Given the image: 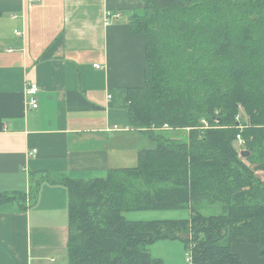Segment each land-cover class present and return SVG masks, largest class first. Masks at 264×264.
<instances>
[{
  "label": "trees",
  "instance_id": "obj_1",
  "mask_svg": "<svg viewBox=\"0 0 264 264\" xmlns=\"http://www.w3.org/2000/svg\"><path fill=\"white\" fill-rule=\"evenodd\" d=\"M137 1L129 24L145 40L144 85L127 90V112L155 147L103 178L46 175L27 196L46 180L66 187V264H164L151 252L162 240L181 241L194 264H245L233 243L264 257V0ZM27 196L2 193L0 205L24 211ZM176 210L189 217L125 216Z\"/></svg>",
  "mask_w": 264,
  "mask_h": 264
},
{
  "label": "crops",
  "instance_id": "obj_2",
  "mask_svg": "<svg viewBox=\"0 0 264 264\" xmlns=\"http://www.w3.org/2000/svg\"><path fill=\"white\" fill-rule=\"evenodd\" d=\"M143 7L0 0V194L27 196L46 175L88 180L137 165L145 141L130 126L126 92L144 85L145 40L129 24ZM107 12L121 17L107 23ZM27 83L39 88L36 110L27 105ZM25 204L24 211L0 205V264H66V187L42 181ZM182 250L179 240L151 248L164 264H185ZM231 252L264 264L256 245L233 243Z\"/></svg>",
  "mask_w": 264,
  "mask_h": 264
},
{
  "label": "rangeland",
  "instance_id": "obj_3",
  "mask_svg": "<svg viewBox=\"0 0 264 264\" xmlns=\"http://www.w3.org/2000/svg\"><path fill=\"white\" fill-rule=\"evenodd\" d=\"M240 114L238 116V120L245 118V114L243 109L241 108L239 110ZM186 133H183L185 136ZM143 137V142L145 146H143V149H153L155 147L154 143L148 139L146 136ZM143 144V145H144ZM126 217L130 221H153V220H179V219H187L189 217V212L187 210H176V211H138V212H128L125 213ZM188 251V250H187ZM187 251L182 250V259L185 262L186 259H184V254ZM170 260V259H169ZM164 263V262H163ZM185 264H188L186 261ZM194 264V263H192Z\"/></svg>",
  "mask_w": 264,
  "mask_h": 264
},
{
  "label": "built area",
  "instance_id": "obj_4",
  "mask_svg": "<svg viewBox=\"0 0 264 264\" xmlns=\"http://www.w3.org/2000/svg\"><path fill=\"white\" fill-rule=\"evenodd\" d=\"M30 1L32 2L33 0H30ZM120 17H121V15L118 14V13L107 12V14H106V22L110 23L111 21L117 20ZM15 34L17 36H20V34L18 32H16V31H15ZM94 68L95 69H100V66L99 65H95ZM38 91H39V88H38V86L36 84L27 83L26 89H25V95H26V98H27V105L33 110H36L38 108V100H37ZM237 120H238V118H237ZM202 123H203V125L205 127H207V124L205 122H202ZM236 128L239 129L240 131H242V129H243V127L240 126V125H238ZM163 130H170V128L167 125H165L163 127ZM234 147H235V149L237 150V152H238V154L240 156L241 151L244 150V142L241 139L240 135L236 136ZM185 259L188 262V264H192L193 263L192 255H191L190 251H187L185 253Z\"/></svg>",
  "mask_w": 264,
  "mask_h": 264
},
{
  "label": "water",
  "instance_id": "obj_5",
  "mask_svg": "<svg viewBox=\"0 0 264 264\" xmlns=\"http://www.w3.org/2000/svg\"><path fill=\"white\" fill-rule=\"evenodd\" d=\"M249 156V152L246 150L241 151L240 157L241 158H247Z\"/></svg>",
  "mask_w": 264,
  "mask_h": 264
},
{
  "label": "bare ground",
  "instance_id": "obj_6",
  "mask_svg": "<svg viewBox=\"0 0 264 264\" xmlns=\"http://www.w3.org/2000/svg\"><path fill=\"white\" fill-rule=\"evenodd\" d=\"M237 126H238V124H237ZM241 126V125H240ZM236 140V139H235ZM235 143V142H234Z\"/></svg>",
  "mask_w": 264,
  "mask_h": 264
}]
</instances>
